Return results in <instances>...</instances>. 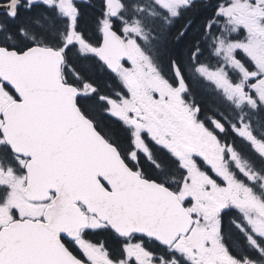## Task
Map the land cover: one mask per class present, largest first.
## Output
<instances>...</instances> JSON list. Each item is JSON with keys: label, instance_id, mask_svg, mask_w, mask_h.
I'll list each match as a JSON object with an SVG mask.
<instances>
[{"label": "snow or ice", "instance_id": "obj_1", "mask_svg": "<svg viewBox=\"0 0 264 264\" xmlns=\"http://www.w3.org/2000/svg\"><path fill=\"white\" fill-rule=\"evenodd\" d=\"M93 7L0 0V264H264V0Z\"/></svg>", "mask_w": 264, "mask_h": 264}, {"label": "trees", "instance_id": "obj_2", "mask_svg": "<svg viewBox=\"0 0 264 264\" xmlns=\"http://www.w3.org/2000/svg\"><path fill=\"white\" fill-rule=\"evenodd\" d=\"M91 1L93 2L92 5H95L97 3V0H91ZM215 1L217 2V0H215ZM81 5H82V11H84L85 14H86L85 15L86 21H88L89 26L94 29L95 28V24L92 23L91 17L96 15L97 9H95L94 7H91L89 5H86V4H81ZM201 15L202 16L210 15V10L202 12ZM198 27H199V25H197V28ZM111 75L114 77L113 74H111ZM100 76L103 79L108 80V83H112V79H109V74H107L104 70H101ZM207 91L210 93L211 89L209 88ZM196 101L201 104L202 112L205 111L206 108H205V105H204V100L202 99L201 93H199V92L196 93ZM253 123L255 124V120L253 121Z\"/></svg>", "mask_w": 264, "mask_h": 264}, {"label": "flooded vegetation", "instance_id": "obj_3", "mask_svg": "<svg viewBox=\"0 0 264 264\" xmlns=\"http://www.w3.org/2000/svg\"><path fill=\"white\" fill-rule=\"evenodd\" d=\"M79 2H81V4H86V5H89V6L93 7V5H92L93 2L91 0H79ZM210 2L211 3H215L216 1L215 0L214 1L210 0ZM117 83H118V81H117ZM201 108H202V106H201Z\"/></svg>", "mask_w": 264, "mask_h": 264}]
</instances>
